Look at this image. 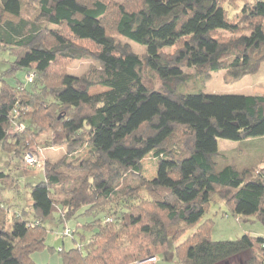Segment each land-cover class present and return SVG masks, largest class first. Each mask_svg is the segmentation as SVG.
Returning a JSON list of instances; mask_svg holds the SVG:
<instances>
[{"label": "trees", "instance_id": "trees-1", "mask_svg": "<svg viewBox=\"0 0 264 264\" xmlns=\"http://www.w3.org/2000/svg\"><path fill=\"white\" fill-rule=\"evenodd\" d=\"M0 48L16 54L11 71L28 73L27 84L1 79L0 156L7 144L13 158L36 151L37 138L49 131L52 144L67 147L58 161L45 160L43 181L28 185L29 210L10 214L0 204V264H36L45 222L80 215L93 218L74 230L82 229L86 246L53 248L62 264L158 256L184 232L170 229L197 225L214 198L238 220L264 223V168L221 166L226 152L218 143L264 137V95L198 90L214 71L225 70L227 83L259 71L264 0H0ZM81 59L99 64L94 78L65 71L67 61ZM19 123L25 129L15 134ZM86 143L90 156L69 161ZM150 153L158 162L149 180L142 160ZM0 186L16 190L19 179L0 170ZM210 228L206 220L175 247L179 264L243 254L246 264H264V237L213 240Z\"/></svg>", "mask_w": 264, "mask_h": 264}, {"label": "rangeland", "instance_id": "rangeland-1", "mask_svg": "<svg viewBox=\"0 0 264 264\" xmlns=\"http://www.w3.org/2000/svg\"><path fill=\"white\" fill-rule=\"evenodd\" d=\"M108 1L122 2L124 0ZM229 10L231 15L236 11L231 7H229ZM122 41L125 42L128 40L122 38ZM131 44L136 52L140 55H144V47L135 42ZM165 51L172 53L175 51V47H168ZM15 60V53L11 52L9 49L0 48V83L3 78L12 85L16 84L17 80L23 81L27 84L26 78L28 73L26 70H17L16 72L11 71ZM64 68L69 74L80 76L84 73H90L93 78L100 70L99 64L92 59L70 60L67 61ZM185 71H187L194 80L200 79L196 69L189 68L187 70L185 69ZM144 72L146 77H150V80L160 86L161 81L158 76L152 74L146 69ZM27 87L29 88L30 85ZM198 90L205 93L215 94L264 95V62L261 64L257 73L246 75L231 83L225 81V70L214 71L207 82L198 85ZM19 124V130L13 128L15 134L25 129L24 123ZM21 126H24V128H21ZM53 136L54 134L49 131L42 133L37 138V146L35 147L38 148L31 153L37 157L35 163L34 156L29 157L28 155V161L31 163L26 164L28 163L26 155L29 152L22 157L13 158L11 150L8 148L9 146L12 149V144H7V147H5L6 149L2 151L0 156V170L12 173L19 179L20 184V188L10 191L6 190L5 187L3 188L0 186V204L5 208L10 209V214L19 212L22 208L29 210L28 207L31 203V191L28 185H34L44 180L43 166L45 160L54 163L67 154V147L65 144H52L50 142ZM11 137L13 138V135H11ZM48 143L51 145H48ZM218 143L220 150L226 152L225 158L227 163H221V166L231 164L241 168L253 165L257 168V171L264 168V138L256 137L246 141H234L220 138ZM89 156L90 147L86 143L77 151L72 150L68 155V159L69 161H73L74 159H81ZM157 162L158 160L153 153H150L142 160V174L146 179L150 180L156 177ZM32 163L34 165H32ZM254 174H256V171ZM83 210L84 209L79 212V215ZM91 220H93V218L80 215L75 219L69 220L66 224L60 223L58 220L46 221L45 226L48 231L45 239L46 245L43 250L32 255L33 261L36 264H62L61 255L55 252L53 248L59 249L64 246L65 249L68 250L75 247L77 244L76 242H79L78 244L84 248L86 244L81 242L79 234V232H82V229L80 228L79 232L74 236L73 234L78 225L85 224ZM206 220L211 221L209 235L213 240H236L245 233L264 237V223L261 220L256 217H251L248 220H238L224 201L214 198L207 206L205 215L197 225L187 227L184 224H180L179 227H172L170 229L171 233L175 232L177 228H184L183 234H181L176 241L171 239L169 247L164 253L145 259H152L149 264H179V261L176 258L175 247L192 237V235L198 231L199 226ZM67 230H70V233H66ZM86 236L88 238L90 233H87ZM74 238L76 241H73ZM247 257V255L243 254L219 264H246L245 261ZM138 261L142 260H137L136 262Z\"/></svg>", "mask_w": 264, "mask_h": 264}, {"label": "built area", "instance_id": "built-area-1", "mask_svg": "<svg viewBox=\"0 0 264 264\" xmlns=\"http://www.w3.org/2000/svg\"><path fill=\"white\" fill-rule=\"evenodd\" d=\"M19 125H20V124H16V125H15V129L19 130V129H20ZM22 127L24 128V126H21V128H22ZM28 155H29V157H33V156H34V158H35V159H34V160H35L34 163H35L36 160H37V157H36L34 154H31V153H28V154L26 155V158H27V162H28V163H26V161H25V163H26V164L31 163V162L28 161ZM32 165H34V164L32 163ZM66 233H70V230H67ZM151 261H152V259L149 258V259H145V260H142V261L135 262L134 264H149Z\"/></svg>", "mask_w": 264, "mask_h": 264}, {"label": "crops", "instance_id": "crops-1", "mask_svg": "<svg viewBox=\"0 0 264 264\" xmlns=\"http://www.w3.org/2000/svg\"><path fill=\"white\" fill-rule=\"evenodd\" d=\"M264 138V137H263Z\"/></svg>", "mask_w": 264, "mask_h": 264}]
</instances>
